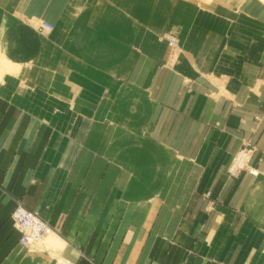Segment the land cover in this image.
I'll use <instances>...</instances> for the list:
<instances>
[{
  "label": "crops",
  "instance_id": "0c3cea01",
  "mask_svg": "<svg viewBox=\"0 0 264 264\" xmlns=\"http://www.w3.org/2000/svg\"><path fill=\"white\" fill-rule=\"evenodd\" d=\"M236 8L0 0V264H264V7Z\"/></svg>",
  "mask_w": 264,
  "mask_h": 264
},
{
  "label": "built area",
  "instance_id": "2783aa9c",
  "mask_svg": "<svg viewBox=\"0 0 264 264\" xmlns=\"http://www.w3.org/2000/svg\"><path fill=\"white\" fill-rule=\"evenodd\" d=\"M40 33H48L52 30V26L46 22H40L38 26ZM160 40H165L169 50L172 52L177 49V38L171 32H165L159 36ZM254 148L252 146H245L239 149L232 157L231 162L227 168V174L230 178H236L240 172L249 170L248 163L251 159ZM253 175L257 174L256 170H249ZM205 197L210 196L207 192ZM13 222L14 230L18 233V244L22 248H29L38 244L41 240L52 233L48 223L39 218L34 212L24 208L21 204H16L10 214ZM59 264H68L60 262Z\"/></svg>",
  "mask_w": 264,
  "mask_h": 264
},
{
  "label": "rangeland",
  "instance_id": "374dc122",
  "mask_svg": "<svg viewBox=\"0 0 264 264\" xmlns=\"http://www.w3.org/2000/svg\"><path fill=\"white\" fill-rule=\"evenodd\" d=\"M197 3L201 4L202 6H209V7H214L216 6L218 10H222L224 8H231V7H237L236 9H238V7L241 6V4L244 3L245 0H194ZM250 1V0H246ZM253 1H258L260 4H262V6L264 7V2H261L259 0H253ZM171 52V51H170ZM169 52V54H170ZM167 64H169L170 62H168V58H167ZM172 64V63H170Z\"/></svg>",
  "mask_w": 264,
  "mask_h": 264
},
{
  "label": "bare ground",
  "instance_id": "6f19581e",
  "mask_svg": "<svg viewBox=\"0 0 264 264\" xmlns=\"http://www.w3.org/2000/svg\"><path fill=\"white\" fill-rule=\"evenodd\" d=\"M259 1H261V2H264V0H259ZM0 65H2L3 66V68H7L8 70H9V72H11L12 70H13V68L15 67V66H12L10 63H8V62H6V61H4V60H1L0 61ZM16 68V67H15ZM7 71V70H6ZM5 71V72H6ZM1 73V72H0ZM2 73H3V71H2ZM51 238H53L52 237V235H50V237L47 239V242H48V244L51 242ZM58 240V239H57Z\"/></svg>",
  "mask_w": 264,
  "mask_h": 264
}]
</instances>
